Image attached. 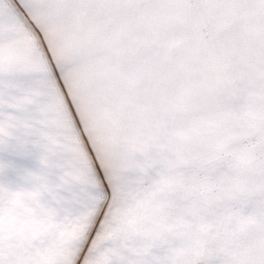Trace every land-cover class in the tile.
<instances>
[{
	"label": "snow or ice",
	"instance_id": "6c2138e0",
	"mask_svg": "<svg viewBox=\"0 0 264 264\" xmlns=\"http://www.w3.org/2000/svg\"><path fill=\"white\" fill-rule=\"evenodd\" d=\"M0 264H264V0H0Z\"/></svg>",
	"mask_w": 264,
	"mask_h": 264
}]
</instances>
